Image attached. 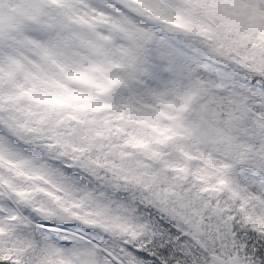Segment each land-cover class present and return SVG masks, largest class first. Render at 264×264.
Listing matches in <instances>:
<instances>
[{
  "label": "snow or ice",
  "instance_id": "1",
  "mask_svg": "<svg viewBox=\"0 0 264 264\" xmlns=\"http://www.w3.org/2000/svg\"><path fill=\"white\" fill-rule=\"evenodd\" d=\"M0 264H264V0H0Z\"/></svg>",
  "mask_w": 264,
  "mask_h": 264
}]
</instances>
